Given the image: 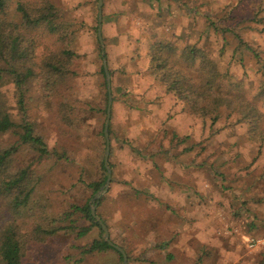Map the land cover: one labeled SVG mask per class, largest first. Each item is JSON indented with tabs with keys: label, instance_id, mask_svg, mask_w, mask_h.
Returning <instances> with one entry per match:
<instances>
[{
	"label": "rangeland",
	"instance_id": "rangeland-1",
	"mask_svg": "<svg viewBox=\"0 0 264 264\" xmlns=\"http://www.w3.org/2000/svg\"><path fill=\"white\" fill-rule=\"evenodd\" d=\"M48 1L71 34L72 74L59 83L56 95L41 91L37 82H25L24 117L15 81L3 74L0 94L15 127L0 135V144L17 148L16 168L32 165L39 175L35 197L49 216L58 217L71 206H87L89 212L94 206L127 264H264V247L248 249L249 240L264 239V145L250 141V128L236 116L223 114L214 125L189 116L182 102L164 92L149 66L157 44L198 49L216 65L224 83L239 86L235 90L264 115V98L259 97L264 77L252 53L234 37L240 36L264 62V0H101L102 52L112 97L110 181L95 201L105 183L94 194L86 184L98 181L104 166L106 115L101 112L108 101L100 72L97 0ZM62 48L57 38L42 33L37 53L41 57ZM144 80L152 81L148 88ZM23 121L49 152L63 158L50 155L39 161L29 144H20ZM251 177L258 180L251 182L254 189L243 192ZM161 180L169 186L190 180L192 192L187 200L169 202L162 189H155V181L163 187ZM102 235L97 228L80 240L56 235L33 244L21 264H74L79 255L73 245L84 246L98 236L103 240ZM80 264L122 263L107 251L86 256Z\"/></svg>",
	"mask_w": 264,
	"mask_h": 264
},
{
	"label": "trees",
	"instance_id": "trees-1",
	"mask_svg": "<svg viewBox=\"0 0 264 264\" xmlns=\"http://www.w3.org/2000/svg\"><path fill=\"white\" fill-rule=\"evenodd\" d=\"M14 5L16 21L13 20V0H0V79L3 74L12 81L14 79L21 97L19 109L24 117L23 84L37 82L41 91L58 94L59 83L72 74L70 67L74 53L68 26L59 19V11L52 2L21 0ZM221 32L225 33V30ZM42 33L57 38L63 48L39 57L37 52ZM234 37L239 47L252 53L259 65L258 71L264 77V62H261L259 54L251 50L240 36L235 34ZM151 52L149 66L152 73L159 79L165 93L183 103L189 116L208 119L213 125L223 114L236 116L239 123L250 128V141L259 147L264 145L263 112L251 104L242 92L235 90L240 89L239 86L224 83L223 75L204 52L191 47L178 51L168 44H157ZM15 64L17 68L13 67ZM100 72L103 76L102 68ZM259 97L264 98V80L259 86ZM101 113L105 116L106 108ZM13 125L0 94V135L13 133ZM20 128L22 133L18 142L29 144L39 161L50 155L56 156L57 161L63 158L62 154L48 151L28 122L23 121ZM16 149L13 146L3 148L0 144V264H21L33 244H43L59 234L79 240L85 238L92 228H97L101 234L87 206H71L70 211L58 217L49 216L45 205L35 197L39 175H36L32 165L23 168L14 166ZM100 170V179L86 184L92 194L98 192L106 181L105 167L101 165ZM79 220L88 225H81ZM73 248L79 255L74 264H80L86 256L107 251L114 252L122 263L121 254L99 236L89 244L81 247L73 245Z\"/></svg>",
	"mask_w": 264,
	"mask_h": 264
},
{
	"label": "water",
	"instance_id": "water-1",
	"mask_svg": "<svg viewBox=\"0 0 264 264\" xmlns=\"http://www.w3.org/2000/svg\"><path fill=\"white\" fill-rule=\"evenodd\" d=\"M101 7H102V1L97 0V9H98L97 39H98L99 46L101 49V51H100L101 56L103 58V71H104V75H105L107 97H108L107 108H106V121H105L104 132H103L104 138L106 140V147H105V154H104V167H105L106 172H107V178L105 181L104 188L102 189V192L95 194L93 201L97 200L106 191L107 186H108L109 181H110V170L107 167V160H108V154H109V143H108V131L107 130H108V124H109V119H110V109H111L112 97H111V90H110V77H109V73L107 71L105 60H104V52H102L103 51V44H102V40H101ZM90 214H91L93 220L98 224V226L100 227V229L102 231L103 241L121 254L122 264H127V260H126L124 252L120 248L114 246L109 241V236H107L108 235L107 229H106L105 225L101 222V220L96 216V214L94 212V206L91 207Z\"/></svg>",
	"mask_w": 264,
	"mask_h": 264
},
{
	"label": "crops",
	"instance_id": "crops-1",
	"mask_svg": "<svg viewBox=\"0 0 264 264\" xmlns=\"http://www.w3.org/2000/svg\"><path fill=\"white\" fill-rule=\"evenodd\" d=\"M122 61L123 62H125V57H123L122 56ZM129 63H130V61H128ZM123 65V64H122ZM125 65V64H124ZM130 65V64H129ZM150 83H152V81H150V80H144V87L145 88H148V85L150 84ZM151 85V84H150ZM134 87H137V86H134ZM133 87V88H134ZM160 95V94H159ZM160 97H161V100L162 99H164V96L162 95V93H161V95H160ZM167 110V109H166ZM186 152H187V150H186ZM172 164V166H170L171 168H173L174 169V172L175 171H177V167L175 166V164H173V163H171ZM186 166V165H185ZM255 166V165H254ZM253 169H255V168H253ZM254 171V170H253ZM252 171V174L251 175H253L254 173H255V171L253 172ZM177 173V172H176ZM254 176H256V175H253V177ZM257 178V177H256ZM256 178H249V187H246L245 188V190H243V192L244 191H246V192H248V190H249V192L251 193L252 192V190L254 189V187L251 185V182H252V180L255 182H257L258 180H255ZM190 180H186V181H178V180H175L174 182H171L170 183V186L169 185H167L165 182H163V180H161V185H163V187L162 188H158V183H157V181H155L154 182V185H155V189L157 190V189H159V190H161V194H165L166 195V197H165V200H167V201H169V202H175V201H178V199H181V200H187V195H188V192H192V183H190ZM264 184V183H263ZM263 184H261V185H263ZM180 186V187H179ZM258 191H259V189H258ZM263 191H264V189H263ZM249 193V194H250ZM262 193V192H261ZM263 194H264V192H263ZM190 241H192V238H190V240L188 241V243L190 242Z\"/></svg>",
	"mask_w": 264,
	"mask_h": 264
},
{
	"label": "built area",
	"instance_id": "built-area-1",
	"mask_svg": "<svg viewBox=\"0 0 264 264\" xmlns=\"http://www.w3.org/2000/svg\"><path fill=\"white\" fill-rule=\"evenodd\" d=\"M264 247V239L262 238H255L251 239L248 242V249L254 250L257 248H263Z\"/></svg>",
	"mask_w": 264,
	"mask_h": 264
}]
</instances>
